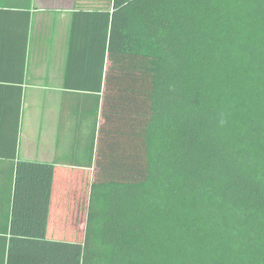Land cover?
I'll return each instance as SVG.
<instances>
[{
	"label": "trees",
	"instance_id": "trees-1",
	"mask_svg": "<svg viewBox=\"0 0 264 264\" xmlns=\"http://www.w3.org/2000/svg\"><path fill=\"white\" fill-rule=\"evenodd\" d=\"M111 4L93 170L50 219L54 163L17 162L0 264H264V0Z\"/></svg>",
	"mask_w": 264,
	"mask_h": 264
},
{
	"label": "crops",
	"instance_id": "crops-1",
	"mask_svg": "<svg viewBox=\"0 0 264 264\" xmlns=\"http://www.w3.org/2000/svg\"><path fill=\"white\" fill-rule=\"evenodd\" d=\"M111 7V0H0V234L9 232L18 161L54 163L50 219L67 193L59 178L73 166L93 170L104 123L102 12Z\"/></svg>",
	"mask_w": 264,
	"mask_h": 264
},
{
	"label": "rangeland",
	"instance_id": "rangeland-1",
	"mask_svg": "<svg viewBox=\"0 0 264 264\" xmlns=\"http://www.w3.org/2000/svg\"><path fill=\"white\" fill-rule=\"evenodd\" d=\"M90 173H91V172H90ZM84 198H86V194H85V195H84V194L82 195V200H81V204H82V205H83V199H84ZM84 204H85V203H84ZM80 206H81V205H80ZM81 216H82V218H83V216H84V212H83V213L81 212ZM66 237H67V236H64V238H66ZM73 237H74V236H71L72 239H73ZM81 237H82V234H81L80 236H76V238H79V239H80Z\"/></svg>",
	"mask_w": 264,
	"mask_h": 264
}]
</instances>
